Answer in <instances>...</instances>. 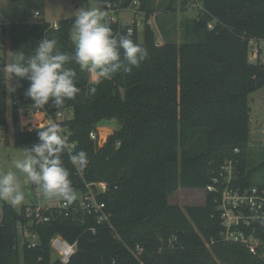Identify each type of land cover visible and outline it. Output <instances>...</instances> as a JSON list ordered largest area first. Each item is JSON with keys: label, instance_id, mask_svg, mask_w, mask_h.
I'll return each instance as SVG.
<instances>
[{"label": "trees", "instance_id": "1", "mask_svg": "<svg viewBox=\"0 0 264 264\" xmlns=\"http://www.w3.org/2000/svg\"><path fill=\"white\" fill-rule=\"evenodd\" d=\"M23 1L19 22H0L5 51L0 61V127L7 144L30 149L40 143V129L19 125L22 106L37 108L26 96L30 82L13 77L9 85L2 69L11 62L10 52L31 55L46 38L56 39L62 52L72 54L74 19H61L55 28L45 19V0ZM133 1L110 0L116 17L107 15L106 20L117 38L129 35L147 48L148 57L130 73L120 71L110 80L97 81L94 95L89 94V73L70 62L66 67L77 71L81 91L59 110L51 102L42 108L50 115L64 112L58 125L72 153L88 154L83 169L72 164L67 150L61 157L76 191L85 194L88 184L107 183V190L96 196L105 203L109 221L99 223L96 213L74 209L76 199L69 214L67 209L46 210L51 219L31 229L38 244L20 248L19 221L14 218L18 210L4 203L0 264H264V222L256 231L258 253H252L241 243L222 239L213 194L207 193L202 205L170 203L179 187L205 189L228 159L238 160L239 183L244 185L255 184V174L264 168V161L251 167L248 159L249 98L264 88V64L251 62L249 50L252 39L264 40V0H202L198 16L182 20L179 43L169 26L178 0H140L142 42L136 14L131 23L118 16ZM154 14L162 45L149 23ZM110 119L118 127L101 144L99 123ZM57 236L76 243L66 263L52 259Z\"/></svg>", "mask_w": 264, "mask_h": 264}, {"label": "clouds", "instance_id": "2", "mask_svg": "<svg viewBox=\"0 0 264 264\" xmlns=\"http://www.w3.org/2000/svg\"><path fill=\"white\" fill-rule=\"evenodd\" d=\"M105 8H81L74 13L75 49L72 54L62 52L56 39H43L31 55L23 51L10 52L11 62L2 69L9 78L27 79L30 85L26 96L34 106L44 108L50 102L59 110L65 100L74 99L81 91L78 73L66 67L70 62L87 71L93 82L89 94L97 91L96 81L110 80L120 71L130 73L138 67L149 53L147 48L135 42L129 35L117 38L107 23V8L110 0H104ZM40 143L25 150L23 161L15 162V169L26 174L28 180L42 189L48 198H61L71 203L77 199V191L69 179V170L64 167L62 154L67 150L74 166L83 169L88 164L84 150L72 153L64 137V129L58 124L40 125ZM13 172L0 174V200L16 207L25 200L21 184Z\"/></svg>", "mask_w": 264, "mask_h": 264}, {"label": "built area", "instance_id": "3", "mask_svg": "<svg viewBox=\"0 0 264 264\" xmlns=\"http://www.w3.org/2000/svg\"><path fill=\"white\" fill-rule=\"evenodd\" d=\"M140 0H134L131 10L136 14L135 19L138 24H144V11H141ZM197 6V9L203 8L202 0H190ZM39 12L35 15L38 16ZM141 16L143 17L141 19ZM151 23V19L149 20ZM53 26L58 27V23L54 22ZM213 27V24H209ZM133 33V27L128 30ZM1 40V39H0ZM262 40L252 39L250 41L249 60L253 63L264 64V44ZM21 129L34 130L39 129L38 126H48L50 124H58V121L63 119L64 112H58L56 115H50L42 108H29L27 110H19ZM40 117V118H39ZM37 122V123H36ZM264 134V131H263ZM93 139L97 138V133L92 132ZM236 152L239 149L236 148ZM238 160L228 159L214 173L212 181L207 185L205 190L215 196L216 210L221 220V237L225 241L238 242L245 245L252 253H258V248L261 244L260 238L256 231L258 224L264 222V185H244L239 183V170L237 168ZM93 185L95 187H93ZM90 190L83 194L82 199H77L74 206H78L87 211V214L96 213L98 222L109 221V213L105 211V203L97 201V192L107 190L108 185L105 182L88 184ZM72 203L62 201L55 202L51 206L27 208L24 212H20L27 221L22 220L18 223L24 243L27 246L34 247L38 244V235L31 230L34 224L46 223L51 219V215L46 213V210L54 209H69ZM0 216V223H1ZM94 229V228H92ZM52 247L57 251L59 259L64 263L68 262L72 254L76 250V243L70 244L60 236L52 240Z\"/></svg>", "mask_w": 264, "mask_h": 264}, {"label": "rangeland", "instance_id": "4", "mask_svg": "<svg viewBox=\"0 0 264 264\" xmlns=\"http://www.w3.org/2000/svg\"><path fill=\"white\" fill-rule=\"evenodd\" d=\"M45 16L47 21L58 22L61 19H75L74 13L81 8H88L90 4L92 7H97L100 9L105 8L104 0H45ZM25 2L23 0H0V22L5 24L19 22L24 16ZM133 6V5H132ZM131 6V7H132ZM130 6L126 9L121 10L118 13L120 20L124 23L133 22L134 13L130 9ZM108 17H116L114 11L108 7L107 8ZM156 14L151 17V25L155 30L156 39L159 45L164 43V38L161 34L158 24L156 23ZM198 16L197 6L190 3L187 6H183L181 0H178V8L176 12L170 14L169 26L171 31V36L179 43L182 41V26L181 22L185 17L195 18ZM143 17L141 16V19ZM143 25H139V41H143ZM74 37V32H73ZM264 44V40L261 41ZM3 55V48L0 44V58ZM90 75V74H89ZM91 78V77H90ZM8 83L10 85L11 78H8ZM251 106V138L252 139H263L264 140V88H261L250 94L249 98ZM33 106L24 105L22 109H29ZM71 114L70 111L68 113ZM21 117V116H20ZM40 118V117H39ZM37 123V122H36ZM19 125L21 127L20 121ZM118 127L116 120H104L99 123L100 131L113 132ZM12 129V126H10ZM24 148L17 147L13 143L7 144L4 140V133L2 127H0V174L7 172H14L17 181L21 184L22 191L25 194V200L22 204L16 206L15 208L18 212H24L27 208H33V206L45 207L51 206L55 202L64 201L61 198H48L46 197L42 189L37 185L33 184L28 180L26 174H21L18 169H15L16 161H23L25 158ZM248 159L251 167H254L264 161V141L262 145L251 144L248 151ZM264 183V168L255 174V184ZM207 191L205 189H194V188H184L179 187L171 196L170 203L178 204L181 207L188 205H202L206 202ZM83 193L77 191V199H82ZM9 203L5 200H0V216L3 215V204ZM10 204V203H9ZM19 244L22 248L24 239L22 238L20 232ZM57 251L52 248V259H58Z\"/></svg>", "mask_w": 264, "mask_h": 264}, {"label": "water", "instance_id": "5", "mask_svg": "<svg viewBox=\"0 0 264 264\" xmlns=\"http://www.w3.org/2000/svg\"><path fill=\"white\" fill-rule=\"evenodd\" d=\"M111 134V132H105V131H100V143L104 144L105 141L107 140V137ZM263 139L257 140V139H252L250 138V143L253 145H262L263 144ZM93 187H95L93 185ZM14 218L18 221L22 220V216L19 212H16L14 215Z\"/></svg>", "mask_w": 264, "mask_h": 264}, {"label": "crops", "instance_id": "6", "mask_svg": "<svg viewBox=\"0 0 264 264\" xmlns=\"http://www.w3.org/2000/svg\"><path fill=\"white\" fill-rule=\"evenodd\" d=\"M45 19H46V16H45ZM50 22H53V23H54L55 21H50ZM0 39L2 40V37H1V36H0ZM0 44H1V43H0ZM1 46H2V45H1ZM4 52H5V51H3V55L1 56V58L4 56ZM1 58H0V61H1ZM91 81H92V80H91ZM96 82H97V81H96ZM250 136H251V131H250Z\"/></svg>", "mask_w": 264, "mask_h": 264}]
</instances>
